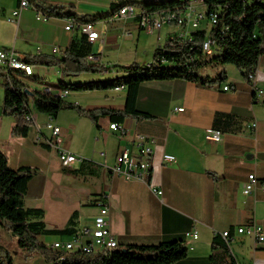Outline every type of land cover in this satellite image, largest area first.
I'll return each mask as SVG.
<instances>
[{"label":"crops","instance_id":"0c3cea01","mask_svg":"<svg viewBox=\"0 0 264 264\" xmlns=\"http://www.w3.org/2000/svg\"><path fill=\"white\" fill-rule=\"evenodd\" d=\"M33 1L37 9L45 12L60 10L92 18L109 12L113 3L145 0ZM18 3L19 0H0V38L5 37L0 49L14 48L26 57L28 54L53 55L55 47L59 50L55 55H59L73 38L82 35L78 30L65 28L69 17L51 16L49 22L39 21L36 10L31 7L23 10L18 17L17 37L12 45L3 24L5 19L12 17ZM8 11L10 17L6 16ZM94 23L99 38L92 43V52L100 57L99 64L106 67L104 73L109 69L121 73L122 66L137 62L140 50L146 52V46L140 42L143 30L136 18L113 15ZM163 28L151 34L157 38L149 50L152 58L148 64L155 49L163 47L170 32L178 30L177 27ZM20 33L25 45L34 43L35 47L18 50ZM127 40H135L134 50L124 45ZM144 65L145 62L141 64ZM33 71L30 76L34 78L47 79L51 75L58 77L59 81L65 80L59 66L35 65ZM104 77L105 74H83L67 79L81 83L82 79ZM23 80L30 90L46 87L43 84L36 86L25 78ZM255 83L264 90V55L256 71ZM225 85H234L235 89L225 91ZM109 92L112 96H107L106 102L89 103L85 109H125L126 89L115 88ZM70 94L62 95L67 99ZM74 99L69 101L82 106L78 99ZM136 105L148 117H127L119 123L122 126L119 131L109 128L114 122L106 114L100 116L99 127L79 114L72 115L69 120H60L62 111L57 118L41 113H34L33 116L37 123L38 118L44 119V122L57 119L55 124L61 127L68 149L95 164L97 174L102 170L106 172L105 183L87 204L95 206L92 204L94 198L100 193L105 194L109 205L107 219L120 246L157 245L164 241L183 240L187 256L173 264H212L213 238L217 233L229 230L232 234L229 243L231 258L226 264H264V246L237 231L238 227L255 222L264 232V94L258 97L252 84L241 74L236 77L228 72L227 80L219 87L200 86L179 78L145 82L138 90ZM217 113L233 116L240 129L238 132H223L221 140L214 142L207 138V129L213 127ZM14 125L15 118L3 113V101L0 100V150L7 156L11 169L30 167L50 175L58 167H63L57 151L42 146L36 127L27 137H18L12 134ZM134 133L156 139L152 144L154 155L147 179L116 175L111 171L122 150L127 148L130 154H137L138 143L131 139ZM44 134L49 135L48 131ZM74 136L85 146L72 145L70 140ZM166 154L174 156L175 160L167 162L164 158ZM250 173H255L259 184L252 194L245 195L243 188ZM97 214L98 211L95 216ZM79 218L78 211L77 231L94 225L95 217L90 225L84 227L80 225ZM47 236L50 235L38 238L50 244Z\"/></svg>","mask_w":264,"mask_h":264},{"label":"trees","instance_id":"16d2710c","mask_svg":"<svg viewBox=\"0 0 264 264\" xmlns=\"http://www.w3.org/2000/svg\"><path fill=\"white\" fill-rule=\"evenodd\" d=\"M203 1L207 7V15L213 12L218 14L217 24L209 30L195 31L192 34V41H174L169 35L165 45L155 49L150 64L124 65L120 69L121 76L81 83L60 80L57 84L42 90H30L22 77L9 70L3 84V113L15 118L12 134L27 137L33 128V120L27 117L33 116L34 113L57 118L62 110H74L79 115L89 118L97 127L100 116L105 114L109 115L114 123L123 122L127 117L146 118L148 114L140 111L136 105L138 90L143 83L179 78L195 82L200 86L219 87L227 80V73L223 71L215 78L202 75L200 71L209 65H233L247 82L252 83L250 76L255 72L264 55V0ZM128 4H133L145 12H157L183 8L186 0L121 1L113 3L109 12L92 18L60 10L47 13L50 16L73 18L82 23L95 22L101 18L112 17ZM208 38L213 39L216 44L210 53L203 50V43ZM90 54H95L92 52V43L82 34L79 38H73L59 55L28 54L25 59L33 66H59L64 79L76 78L83 73L103 74L106 67L89 62L87 56ZM1 71L3 70L0 69V75ZM119 87L127 91L126 106L123 110L106 108L86 110L62 95L72 91L111 90ZM213 127L222 132H238L240 129L233 116L222 113L215 115ZM41 143L45 148H51L45 141L41 140ZM64 168L83 175L97 174V167L87 159L77 168ZM36 173L37 171L30 167L11 169L8 166L7 156L0 150V225L16 236L17 244L26 256L38 252L45 264H173L187 256V248L183 240L164 241L157 245L128 244L126 247L118 244L115 248L91 253L52 250L38 237L57 235L59 238H64L73 235L77 232L78 212L72 214L66 227L48 228L40 220L44 210L25 205L30 181ZM94 203L93 200L92 204ZM231 239V231L228 237H223L221 233L215 235L212 241L213 253L210 256L212 264L228 262L227 259L231 258L229 248ZM0 264H16L11 253L2 245H0Z\"/></svg>","mask_w":264,"mask_h":264},{"label":"built area","instance_id":"2783aa9c","mask_svg":"<svg viewBox=\"0 0 264 264\" xmlns=\"http://www.w3.org/2000/svg\"><path fill=\"white\" fill-rule=\"evenodd\" d=\"M31 7L36 10L37 20L43 22L52 20L47 12L37 9L36 2L31 0H19L18 6L13 10L12 17H10L9 20L16 22L21 12ZM114 15L136 18L139 28L149 34H154L167 25L175 26L178 30L170 32V39L174 41L179 40L181 42L192 41V34L195 31L199 29L209 30L214 24H217L218 21V14L216 12L207 15V7L203 0H186V4L183 8L157 12H145L141 9L138 11L137 7L134 5H128ZM205 21L206 25L203 26ZM65 28L70 31L78 30L81 34L86 35L91 43L99 38V31L95 23H82L76 21V19L70 18ZM215 45V41L208 38L203 43V50L210 53ZM58 52L59 50L57 48L54 47L52 49L53 54H57ZM87 59L92 63H99L100 61V57L97 54H90L87 56ZM10 67H23L33 70V65L28 63L25 57L17 53L14 48H1L0 69L9 72ZM257 68L250 77L252 78L251 84L255 94L261 97L264 94V90L258 88L255 83ZM120 88L122 87L117 89ZM223 89L225 91L233 90L235 86L225 85ZM178 110H183V108H179ZM27 118L33 120V124H35L34 126L38 131V140L45 141L52 149L57 151L60 163L63 167H73L85 161L84 157L68 149L64 143L61 127L55 124L52 119L46 121L44 125H40L37 123L34 116H28ZM109 128L116 131L122 130V126L119 123H111ZM45 129L49 131V135L44 134L46 131ZM222 133L221 130L211 127L207 129V138L211 141L218 142L221 140ZM131 139L138 143L137 154L135 156L130 154L127 148L122 150L117 155L116 162L112 166L111 171L116 175L135 176L141 179H147L151 174L154 155L152 144L155 143L156 139L141 133H134ZM101 154L104 155V153ZM164 158L167 162H173L175 160L174 156L170 154H166ZM258 184L259 180L255 173H250L244 184L243 193L245 195L252 194ZM94 202L95 207L98 208V214L94 218V225L92 227L82 228L71 236L59 238L47 244L48 247L59 252L84 251L87 253L117 247L119 243L112 233L107 219L109 205L105 194H98L94 198ZM237 231L240 234L251 237L256 244L264 246V232L255 222L240 226L237 228ZM229 234V230L221 232L223 237H228Z\"/></svg>","mask_w":264,"mask_h":264},{"label":"rangeland","instance_id":"374dc122","mask_svg":"<svg viewBox=\"0 0 264 264\" xmlns=\"http://www.w3.org/2000/svg\"><path fill=\"white\" fill-rule=\"evenodd\" d=\"M9 13V11H8ZM10 17L9 13L6 15ZM6 17V18H7ZM206 25V21L203 23V26ZM4 29L6 30V34L11 39V44L15 43V39L17 37V23L14 21H10L9 19H5L3 24ZM174 26H164L163 29H173ZM156 34V33H155ZM22 33L19 34V44L20 49L24 50V48H34L35 44H27L25 45L22 42ZM140 42L143 46H146V52H141L139 59H137V64L141 65L145 62V65L148 64L149 60L152 58L149 50L154 46L157 36L151 35L145 31L141 32ZM5 37L0 38V47L2 46L1 42H4ZM135 40H127L124 42V45L131 50L135 48ZM143 53V54H142ZM141 58V59H140ZM144 65V66H145ZM112 70H107V73H103L100 75H106L104 78H100L101 80L112 79L117 76H121V73L110 72ZM223 71L226 73H230L232 76L238 77L240 75V71L233 65H224V66H206L204 67L200 73L202 75H209L212 78L220 75ZM6 71H1L0 75V100L4 99V82L6 79ZM13 74H17V71H14ZM91 74L93 73H83ZM81 74V75H83ZM96 74V73H95ZM80 75V76H81ZM94 77V76H92ZM22 78L28 79L34 83V85L39 86L41 84L46 87L53 86L59 82L58 77L49 76L47 79L42 77L34 78L33 76L23 75ZM69 78V77H67ZM65 78L66 81L69 79ZM77 78V77H76ZM83 82L90 81L89 79H82ZM98 80V79H91ZM74 83V82H73ZM111 91V90H110ZM107 96L111 97L112 93L109 90H94V91H72L67 100H73L74 98L78 99L81 102V107L86 108L89 103L96 102H106ZM75 100V99H74ZM75 102V101H74ZM78 114L74 110H62L60 116V120H69V117L72 115ZM40 115V114H39ZM84 117L89 123H93L89 118ZM57 119H53V122L56 123ZM39 123L44 125V119L38 118ZM91 121V122H90ZM44 122V123H43ZM35 126L33 125V128ZM46 130V129H45ZM48 131V130H46ZM49 132V131H48ZM70 143L76 146H85L83 142H79L77 138L74 136L71 138ZM100 145V144H99ZM89 150L90 145L87 147ZM99 150V147L98 149ZM74 168L78 167V164L73 166ZM72 167V168H73ZM99 167V166H98ZM106 172L100 171L97 175H83L78 173H73L69 171V169H65L64 167H58L54 172L50 175H46L43 172H37V174L33 177L29 184V190L25 197V205L27 207H38L44 210L43 216L40 218L48 228L60 229L64 228L68 225L69 219L75 211H79L80 218L79 222L82 227L85 225H90L93 222V218L95 217V213H97L98 208L95 206L88 205V201L92 198L95 192H98L105 183ZM59 236L50 235L47 236L46 239L48 242H54L58 240ZM48 244V243H47ZM46 244V245H47ZM0 245H3L8 249L11 255L14 258L16 264H24V263H35V264H44L43 257L38 252L29 253L27 256L24 252H22L17 244V238L11 232L7 231L4 227L0 225Z\"/></svg>","mask_w":264,"mask_h":264},{"label":"bare ground","instance_id":"6f19581e","mask_svg":"<svg viewBox=\"0 0 264 264\" xmlns=\"http://www.w3.org/2000/svg\"><path fill=\"white\" fill-rule=\"evenodd\" d=\"M128 5H133V4H128ZM128 5H126V6H128ZM124 7H122L121 9H124ZM116 13H118V11ZM85 23H94V22H85ZM9 70L17 71L19 77H23V75L30 76V75H33V73H34L33 70L26 69V68H23V67H10Z\"/></svg>","mask_w":264,"mask_h":264},{"label":"water","instance_id":"95a60500","mask_svg":"<svg viewBox=\"0 0 264 264\" xmlns=\"http://www.w3.org/2000/svg\"><path fill=\"white\" fill-rule=\"evenodd\" d=\"M27 93H30L29 90H26Z\"/></svg>","mask_w":264,"mask_h":264}]
</instances>
